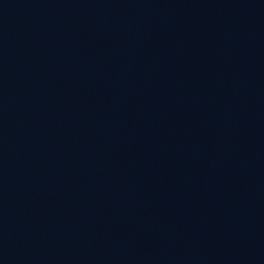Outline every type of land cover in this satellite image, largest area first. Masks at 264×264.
Here are the masks:
<instances>
[{"label": "water", "instance_id": "1", "mask_svg": "<svg viewBox=\"0 0 264 264\" xmlns=\"http://www.w3.org/2000/svg\"><path fill=\"white\" fill-rule=\"evenodd\" d=\"M0 264H264V0H0Z\"/></svg>", "mask_w": 264, "mask_h": 264}]
</instances>
